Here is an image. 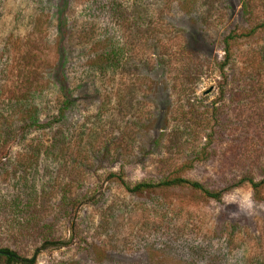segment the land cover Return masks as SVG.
<instances>
[{"label":"rangeland","instance_id":"obj_1","mask_svg":"<svg viewBox=\"0 0 264 264\" xmlns=\"http://www.w3.org/2000/svg\"><path fill=\"white\" fill-rule=\"evenodd\" d=\"M263 25L264 0H0V249L26 264H264V184L260 201L245 183L218 202L118 180H262ZM254 26L231 42L241 74L220 97L224 40ZM216 108L229 129L201 163ZM44 234L67 244L43 249Z\"/></svg>","mask_w":264,"mask_h":264},{"label":"trees","instance_id":"obj_2","mask_svg":"<svg viewBox=\"0 0 264 264\" xmlns=\"http://www.w3.org/2000/svg\"><path fill=\"white\" fill-rule=\"evenodd\" d=\"M264 26V25H263ZM262 26V27H263ZM259 30V27L254 26L248 29L246 32L241 33L239 35H230L225 38L224 40V57L223 60L218 64V70L223 77L222 79V85L220 90V97H223L225 94V87L227 85L226 80L227 78V72L231 71L233 75L241 72L236 71L235 65H233V51L231 47V42H233L235 39H249L253 37L257 31ZM104 55H100L99 57H96V64H99V61L104 60ZM220 112L218 109H214L213 111V127L211 128V132L207 137V143L203 147V149L199 153L198 160L201 163L212 161L216 155V144L222 143L220 142L224 138V134H226L227 130L229 129V125L227 123H222L220 119ZM110 178L117 177V175H109ZM262 180L258 181L256 180L255 176L250 173H244L238 180L232 181L227 186L223 187L219 190H211L208 189L205 185L192 181L189 179L177 177L173 179H164L158 183H147V182H141L135 185H129L126 181H124L121 177H118L119 183L121 186L129 193L132 194H140V193H146L150 192L152 190H164V189H173V188H184L188 187L191 189H194L196 191H199L203 193L207 198H210L214 201H221L223 195L235 188L240 187L241 185L247 183L250 185L254 198L257 201H260L261 199V186L264 184V169H262ZM65 199V197H64ZM67 201V199H66ZM75 201V200H73ZM69 202L68 207L66 209H62L63 214L65 216H70L71 214H74L73 211L75 209V203ZM25 223V229L27 227L28 232H33V230L39 225L37 222V217L34 216L32 219H27L24 221ZM42 231V230H41ZM43 232V231H42ZM43 236V245L42 248H52V247H64L67 243L62 241H54L52 239H47L48 235L44 234ZM0 251H4L6 253H10L11 255L6 254H0V264H26V263H32V261H28L26 259H23L21 257H18L15 252H12L8 249H0Z\"/></svg>","mask_w":264,"mask_h":264},{"label":"water","instance_id":"obj_3","mask_svg":"<svg viewBox=\"0 0 264 264\" xmlns=\"http://www.w3.org/2000/svg\"><path fill=\"white\" fill-rule=\"evenodd\" d=\"M210 92V90L208 91V92H206L205 94H208ZM0 254H6V255H11L10 253H6V252H4V251H0Z\"/></svg>","mask_w":264,"mask_h":264}]
</instances>
